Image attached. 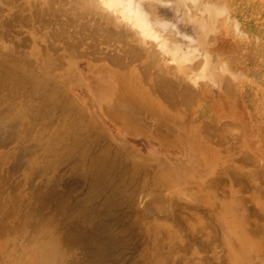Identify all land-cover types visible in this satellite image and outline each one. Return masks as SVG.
<instances>
[{
  "label": "rangeland",
  "instance_id": "obj_1",
  "mask_svg": "<svg viewBox=\"0 0 264 264\" xmlns=\"http://www.w3.org/2000/svg\"><path fill=\"white\" fill-rule=\"evenodd\" d=\"M9 1L6 0L5 2L4 0L2 2V0H0V4L2 3L4 6L7 2L11 3L12 5H13L12 2H14L13 6L7 3L8 5H6L5 10L3 5L1 4L3 10L0 11V22L2 21L1 23L4 24H2L3 26H0V28L3 27L4 32L0 31V33H2V35L4 34V36L6 35V38L10 37L7 34L12 35L10 32L17 33V35L23 34L21 32V28L19 29V26H21V24H25L26 21L27 22L29 21L26 20L29 14L32 15L33 13V15L35 16L36 13L38 12V14L40 15L41 13H44V16L46 18L49 16V14H46L47 9L44 5V2L49 0L37 1V4L34 3V5L32 3L34 2V0H9ZM79 1L82 2V0ZM94 1L92 0L90 2L93 3ZM99 1L101 3H99ZM105 1L107 2L108 0L96 1V4L94 5L95 8H97L98 12L95 9L96 13H91V14L89 13L90 16L88 15L86 16V14H83L86 20L83 17V15L82 16L80 15L79 19H81L82 21L84 19L85 22H88L87 20L91 21L92 18L93 21H98L101 18L102 21L101 20H99L101 22L98 21L99 24L98 26L100 27V25L103 24L104 25L103 27L107 32L108 29L113 31L114 27H117V25L120 26V28L118 27L120 30L117 31L116 33L120 34V31H123L125 33L122 32L120 35L116 34L114 31L113 32L110 31L112 33L110 32L108 33L110 34L115 33L114 35H112V38H115L118 45L115 44L116 43L115 40L112 39L115 43L111 42V44L112 45L115 44V46L116 45L117 46L114 47L113 45L114 48H111L110 46L112 51H114L115 53L114 55L123 56L125 52L129 54V58L126 57L127 58L126 60L129 62V65L127 62V64L122 65L123 68L119 67V65L117 66L115 64L111 65L109 63L110 62L109 59L105 58L104 56L102 57L101 55L99 57H94L96 58L95 60H97L99 63L93 60L94 58L92 57L86 58L81 56L82 57L81 58V57H77L78 56L77 54H75L76 56L75 57L74 56L75 52H70L75 57L74 59H72L73 56L68 55L67 53L69 52L66 51L65 54H67L68 56L64 58L65 54L62 49H64L63 46L66 47L67 45L65 41L49 39L51 41L50 43L52 48H53L52 46L53 43V45L55 44L54 48H57L56 51H58V53H60V51L62 53L63 51L61 55L64 58V61L70 59L69 62L66 64V62H63L62 60L63 58H60L61 55L60 54L58 55V53L56 52L58 59L59 58L61 59V61H58V63L62 62L65 65L63 66L61 64L58 65V68L60 66L64 67V68L61 67L62 69L61 68L58 69L54 67L57 61L55 63L54 62L55 60L51 57L55 53L52 52L51 47L49 48L48 46H45V44H43L46 43L47 45L50 46V44L46 42V40L42 35L45 29L48 30V27H50V25L49 26L47 25V28L45 27L46 26L45 25L43 29H40L38 31V34H36L37 30H35L36 26L34 24L35 22L34 20H33L34 22L30 20L33 23L29 21L31 23L29 24L31 29H28L29 27L28 25H22L25 26L23 30L25 28H26L25 30L27 29L29 30V31L27 30L28 32L26 31L27 33L25 35L30 34V31L35 30L36 31L35 39H40L39 43H41V45L36 43V41L38 42V40L36 41L33 40L34 42L32 41V43H30L31 45H27L26 46L27 48L25 50V47L21 48L20 43L17 42L18 38L16 39L13 38L17 36L11 37L13 39H11L10 42L8 41L9 38H7L8 40L0 38V62L2 63L6 62V60H8L7 57L10 56L12 58L14 56L17 57V54L19 53L17 52L18 50L21 51L20 52L21 54L26 51V53L23 54V55H27L26 61L32 60V58L30 57H33V61L34 60L35 61L29 63L34 64L36 62H39L36 65L34 64V66L33 64H30L29 66L32 67L29 69V67L27 66L25 69L26 70L29 69L33 71V73H31L32 71L30 73L32 74L33 80L35 78L34 80L35 82H31V83L32 84L37 83L39 86L38 88L40 89L39 90L34 87L35 89L33 91L37 90V92H32L34 97L32 95H29L31 94L32 89L31 90L29 89L31 87V84L30 82H27L30 84L27 86V87L30 86L29 88H24V89L21 88V90H19L20 89L19 87H24L27 84L25 85L21 84L22 86L18 87L19 91H17V93L18 92L20 93L21 91L20 93L21 95L19 93L17 94L18 97H20V100H18L19 98L16 99L17 95L15 94V96H13L15 97L14 99L11 100L12 96H9V98L4 97L2 98L4 99V101L0 102V117H1L0 118V176H1L0 186L2 187L8 186L7 190L4 191V194H1L3 191L0 192L1 194L0 195V230H1L0 248L3 251H8L10 247L13 246L17 247L23 244L24 242H26L27 240L26 237L33 234L32 225H36L37 223H39L40 219H42V220H49V222H51L50 227L53 229L54 235L56 237L58 236L57 242L62 258V261L59 264H156L155 261V259L157 260L156 257H159L161 255L164 256L167 254L169 256L167 260V264H231L232 261H234L232 262V264H237L236 261L233 260V258L232 261L230 260L231 262L228 261V259L232 257V256L230 257L228 256L230 254H233L229 239V235L231 232H233V230L228 229L224 226L225 222L227 221L224 219L232 218L233 220L234 217H237L238 220L240 221L242 220L244 222L243 225L244 224L246 225L245 226L246 228L244 227L245 230L246 231L249 230L247 231L248 233L252 232L251 234H256L254 236L257 237L259 239V242H262V244L264 245V105L260 104L262 108L260 107L258 108V105L253 103L252 101H249L246 104V106H242V104H237L235 102V99L238 98L239 93L234 97V99H229L222 96L221 92H219L221 91L220 90L221 88H219V83L216 80H214L212 76L214 78L220 76L224 81V83H226V80L229 77L230 80L233 79L235 80L234 83L236 84L237 82L241 83L242 75L239 76L238 74L240 80L239 81L237 80L238 76L235 73L227 71L221 67L225 65L228 59L232 58L231 57L232 53H230V51L232 48L231 41L233 40V38L240 40V39H245V36L240 31L239 27L233 26L231 23H228L232 34L230 36H227L223 32L216 31L215 28L214 30L215 33L211 32L210 34H208L209 38L206 37V39H209L210 41L205 43L207 44V49H204L208 55H206V53H204L205 55L202 54V52L200 53V51L202 50L200 49V46L198 44L197 35L200 33L202 34L203 32V31L201 32L198 31L202 29L201 24L203 23H198V20H196L197 18L196 19L195 18L193 19L192 17L187 18L186 16L189 15L190 13H191L190 16H194V13L196 12L197 9L198 12L200 13L197 14V16L201 15L202 17L205 15L204 12H206V16L204 17V19L207 18V21L202 19L203 22H210L212 24L213 23L216 24L215 19L217 16L210 18L209 16L210 14L208 13L207 10H205L203 5H205L206 2L212 4L215 3L216 5H221V2L223 0H199V1L198 0L197 1L195 0H121L122 9H123L121 15L122 18L124 19L123 22L127 26V27L124 26L125 29L121 28L123 27L122 24L124 25V23H122V21L118 17L119 13L113 12V9L109 8L105 4ZM147 1H151V2L156 1L154 3H156L158 7L156 8L157 10H155V14L158 16L159 19L160 18L162 19V21L159 20V22L156 23L157 20H155V18H150V20H152V22H150V27L153 28V30H157V33L160 35V36H155L153 38L141 33L140 29L133 24L131 19V14H133L131 9L135 8L134 6L136 4L138 5L140 4L138 11H141L143 13H148L145 10L143 4L145 2L147 3ZM188 3H190L189 7H191L192 9L194 8L192 7L193 5L196 6L195 10L188 8V6H187V10H185L186 5H188ZM35 4L36 7H33L35 6ZM42 4L43 7L41 6ZM97 4L98 7H101L99 8L100 11L98 7H96ZM38 5H40V7ZM66 5L67 6L71 5L69 0L67 1ZM31 6L33 7L32 10H34L35 12L34 11L32 12V10H30L32 8ZM146 6L147 9H150V7L148 8V5ZM20 7L23 8L20 9ZM39 9L42 10L41 13L39 12ZM175 9L177 10L175 11ZM0 10H1V6H0ZM190 10L193 11V14L192 12H190ZM151 11L154 12L153 10ZM22 12L23 14L26 13L24 15L27 16L22 15ZM99 12L101 13V15L99 14ZM179 12H181V14ZM14 13L16 14L20 13L21 15H19L20 16L19 18L21 19H19L18 15ZM183 13H185V17H183L184 16ZM98 14L100 15V17L98 16ZM107 14L109 16L112 15V18H108L109 16ZM207 14L209 15L207 16ZM34 16H31L32 18L30 16L29 17L33 19ZM104 16H107V18H105ZM221 16L222 15H218V17H220L219 19H221ZM116 17L119 18L118 19L119 24L114 22V21L117 22ZM208 17L210 18V20L215 18L214 19L215 21L214 20H212V22L209 21ZM16 18L18 19L17 22H16ZM199 18L200 17H198V19ZM106 19H108L107 22ZM112 19L114 21H112ZM200 19L199 22H201ZM8 20H11V22L14 23L12 24ZM184 20H188L189 22L188 21L185 22ZM191 22L195 24L194 25L195 27L192 26ZM94 23L96 26L97 22H93V25ZM109 23L112 24L109 25ZM131 24L134 26H132ZM10 25H12L13 28L10 27ZM112 25L114 26L112 27ZM218 25L220 28L222 27L219 23ZM131 26L133 27V30L132 28H130ZM127 28L128 30L131 31V33L127 31ZM134 28L136 29V31ZM100 29L103 30L102 27ZM41 30L42 32H40ZM132 31H134L135 33ZM5 32H7V34ZM165 33H167L165 41L168 44L165 45V48H162L161 47L162 43L166 44L163 38ZM39 34L42 36H39ZM71 34L74 35V32H72ZM2 35L1 37L4 38V36ZM136 35L139 36L138 39L141 38L139 41L137 40V38H135L137 37ZM115 36L116 37L119 36V38L120 36L123 38L126 37L127 40L126 39L125 40L127 43L128 41L129 43H131V41L133 42L134 39H136L137 41L135 40L136 43H131L132 45L128 43L129 44L128 45L124 39H120L123 40V44H122V42L119 41V38L118 37L116 38ZM201 39H203V37H201ZM12 41L13 43H15L16 41L17 44L15 43V45L12 46L13 44ZM57 42L59 44V47L60 46L63 47V48L60 47L61 48L60 50H58L59 47H57L58 46ZM62 42L64 43L62 44ZM102 42L104 43L101 42H99V44L97 43L98 50L100 51L103 50L107 51L106 49L109 50L110 49L109 47H105L106 49L102 48L104 47L105 44L106 46H109L107 45V42L109 41L106 42L102 41ZM33 43L34 46H32ZM124 43L125 45L126 44L128 45V47L126 46L127 48L124 47ZM36 44L38 45V48ZM120 44L123 46H121ZM133 44H135V46ZM42 45L45 46V49L44 48L42 49V47H40ZM136 45L138 48L136 47ZM151 45L153 47H151ZM119 46H121V48ZM31 47L33 48L35 47L36 49L30 50L32 49ZM99 47L101 48L99 49ZM13 48L14 51L16 52L12 51ZM16 48L18 50H15ZM39 48H41L42 51L40 49L39 52ZM78 48L79 51L84 50L83 49L84 47L82 48L78 47ZM115 48L117 49V51H119L120 49V51H122L123 53H120V55L116 54L117 51ZM7 49H11V50L7 51ZM122 49L124 50L127 49V51H124ZM145 49H147L148 52H146ZM45 50L46 52H49L48 53L49 55L45 54L48 57H45V55L42 56L40 54V53L44 54ZM53 50L55 51V49ZM139 50H143V53L145 52V55L139 53L138 52ZM151 50L156 51L155 52L156 54L158 53L156 56L158 57L159 60L158 59L154 60L157 57L153 54V52H151ZM9 51L14 52L15 55L14 53H11ZM173 51H175V55L172 54ZM32 52L34 53V55H32L33 54ZM185 52L188 53L190 59L186 60V62H183L181 61L182 58H180L178 61L177 57L178 58L182 57ZM218 52L222 54H219ZM149 53L152 54V56H150ZM19 54L18 57L20 56L25 59L23 55L21 56V54L20 55ZM4 55H8L6 56L5 61H3ZM39 56H41V62L39 61L40 59H38ZM206 56L209 58L208 67L206 66V61H205V59H207ZM247 56L251 60H253L255 54L253 51H250L248 52ZM12 58L11 61H13ZM48 58L53 59L54 61L50 60L52 61L50 62ZM100 58L101 60H98ZM103 58L109 61L108 62L109 64H107V61H105ZM8 61L6 62V64H9ZM14 61L10 63L14 64ZM16 61H18V59ZM133 61L139 67L136 66ZM200 61L201 63L205 62L204 65L201 64ZM155 62L156 64H154ZM231 62H233L232 65L234 67L237 66L240 69H242L243 65L247 69L250 68V66H247L244 63L241 65L238 64L235 61V59H233ZM20 63L21 62H19V64ZM47 63L51 67L55 63L53 67L55 68L54 70L56 69L57 70L53 72V70H51L53 68L47 66L48 68H51L48 69L51 71V73L46 72L47 70L43 71L42 69L43 67L44 69L46 68ZM186 63H190L193 65L189 67L190 64H186ZM197 63L198 64L200 63L201 65L199 64L198 66ZM184 64L188 66L186 68H189L191 73L187 74V76L184 75V77L185 78L188 77V79L186 80L177 79V81H182V83L185 85L189 84L188 87L191 86L190 88L193 90L194 93L197 92V88H199L200 86L201 87L206 86L208 92H206L205 94L201 93V95L195 93L194 95L195 99H193V103L189 102V105L187 107L186 105L181 106L182 108H180L179 113L178 110L172 111L166 106L165 109L167 111H164L165 109L163 103L161 102V99H156L154 95H152V97L145 96L144 105L142 103L139 104L133 103L135 107L132 109L133 112L137 114V116L134 115L132 112L129 117H125L124 114L112 112V109L110 108L111 106L110 107L106 106V102H108L109 100L112 99L114 101L118 99L119 97L118 94L120 93V89L123 86L122 84H124V87H127L126 85H128L133 93L137 94L138 91V93L140 92L139 94L141 95V93L148 91L149 88L152 87V85L155 86L160 77H167L168 76L167 73L171 72V69L175 65L183 66ZM124 65H126L127 67H125ZM20 66L22 65L20 64ZM146 66H148L149 68L148 67L146 68ZM161 66L163 67L161 68ZM192 67L193 70H191ZM199 67L202 68L200 69ZM255 67L258 68V66ZM36 68L39 69V70L37 69L38 73L36 72ZM158 68L160 69L161 72H159ZM174 68L172 71H174ZM145 69H147V71ZM129 70L131 72H129ZM232 70L236 71L235 69ZM34 71L39 76L42 75L43 77L44 76L46 77L45 81L48 83L46 82L45 83L47 84V87L45 83L41 81L42 80L41 76H40L41 78H36L38 75H35ZM163 71H166L167 73L165 72V74H163L164 73ZM44 72L47 74L48 77L44 75ZM130 73H132L131 74L132 78H130L131 77ZM161 73L164 76H161ZM215 73L216 75L217 73H219V75L216 76ZM125 78L127 79L130 78V80L126 81ZM133 79L134 81H132ZM36 80L39 81V83ZM145 80H148V82ZM227 81H229V79ZM133 82L134 84H131ZM135 82L137 83V85L139 83L141 84V85L139 84L140 86H138L140 89L137 88ZM145 82H147V85L145 84ZM230 82L231 81H229L228 84H231ZM246 82L249 81L246 80ZM40 83H42L44 86L42 84L41 86ZM119 83L121 84V86ZM50 84H52L51 85L52 87L49 88V90L52 89L50 90L51 93L48 92L49 90L47 91L48 85ZM53 86L54 87L56 86V88H54L55 90H53ZM43 87L45 89L44 91L42 90ZM24 90L25 91L28 90L26 92L27 93L30 92V93L28 95H24V93L26 94ZM38 90L40 92L42 90V94H44L45 91L46 92L44 95H42ZM245 92L248 95L246 96L247 99H251L252 91L249 90L247 87ZM38 93L42 96L38 95ZM51 94L53 95L56 94V96L58 95L65 96L64 99H62L61 96L54 97L57 99L59 98L58 100L60 101L62 100V102L64 101V103L61 104L58 103L60 107L56 109L53 108L50 109L49 106L51 104L50 103L48 105L49 109H47L46 107V109L48 110V114L49 113L50 114L49 115L42 114L43 116H47V117L50 116V117L47 118L41 115L43 118L41 116L38 118V121L33 128V132H32L33 134L22 137L23 139L21 138V140L14 139L12 134L14 135L15 132L21 131L23 127L22 121L23 120L26 121L28 119L27 117H29V114L26 112V108L28 110V107L31 104L36 103L35 105H33V108L35 110L38 109L39 108L38 103L42 101L41 100L42 97L46 95L47 97L49 95L50 97H53V95L51 96ZM24 96L25 97L28 96L27 99L29 101L23 99ZM29 97L35 98V100L32 98L30 99ZM39 97L41 98L39 99ZM68 98H70L72 101L66 100ZM157 100H160V102H156ZM27 101L29 102V104ZM30 101L31 102L33 101V103H31ZM25 102L27 105L25 104ZM69 102L72 105H70ZM14 104L15 105L18 104V106L17 105L15 106ZM64 104L66 106H68L67 104H69L71 107H74V105L77 108L79 107L78 109H80L82 113L81 112L78 113H80L83 116L82 118L81 115L78 114L81 117V119H83L81 120V122L79 121L80 119L78 120V124L80 126L75 123V121H77L75 114H74L75 119L73 116H71L67 118L68 120L66 119V122H68V124L74 123L73 129L75 131L76 129H78L79 131L81 129L80 127H83V129L80 130L82 131V134L85 131L87 132V133L84 132L85 134H90L91 137L93 136L92 137L93 139H91L90 142H93V140L95 141L97 139L95 135H97V137L99 136L98 137L100 138V141H98L99 143L96 142L98 139L95 141L96 143H98V145L100 144L97 147L95 145L96 149L98 148L96 150L97 152L100 151L101 149L104 150L106 148L108 152L109 150L110 152L112 150V152H114L113 154L116 153L117 155L116 154L115 155L117 156V158L118 156L119 157L121 156L122 159L124 158L123 160L118 158L121 161L117 160V163L119 162L122 163V161L125 162L124 160H126V162L128 163V165L127 163L126 165L127 167L131 168V170L128 171L127 169L129 168L126 169L125 168L126 165L124 163L122 164L123 165L122 167L121 165L118 164L115 165L118 167V169L115 168L114 166L111 167V169L115 168V170L117 171L118 170L122 171L123 169V172L126 173L127 176H124L125 174H123L124 177H121L120 180L119 174H122L123 172L122 173L120 171L113 172L115 171L114 169H112L113 171L110 170L111 173L108 174L107 172L108 168L107 170L105 168L107 164H105L103 169L101 168L99 169L100 173L98 169L96 171V169L92 167L93 164L92 160L95 159L94 158L95 156L92 155L94 156L92 157L91 154L89 153L83 154L84 152L81 149L83 146L78 147L80 148V150H78L77 148L75 152L69 153V151L64 150L59 153L58 151V153L56 154L59 155V157L56 156L55 154V150H54L55 148H53L52 150L54 152L50 151L51 153H53L50 154V156H47L46 154L44 155V153L46 152L42 147L43 146L42 143L46 138H49L50 135H52L56 131L57 127L60 126L59 125L60 118L58 121L57 119L58 116H60V113L62 114L61 112L63 111L62 109L65 108L62 106ZM159 104L161 106H159ZM13 105L14 107H16V109L13 107ZM54 105L55 107H57V104ZM191 105L192 107L191 109H189L190 108L189 106ZM4 106H10L11 108L13 107L14 111L13 109H11L10 111V109ZM76 107L74 109H76L77 111L78 109ZM19 108L20 110L18 111ZM33 108L31 109L29 107V109L31 110L28 112L30 113L31 111H35ZM123 108L124 106L121 105L120 109L123 110ZM148 108L151 109V111L148 110ZM6 109L9 110L10 113L12 111L13 112L8 115L9 111L8 113L7 111H4ZM21 109L22 110L24 109L23 110L24 114H27L25 117L23 116L24 119L21 118V116L24 115ZM248 109L250 110V112ZM2 111L3 113L1 114ZM43 111L44 110H42V113H47L46 111L44 112ZM130 111L132 110L130 109ZM21 112L22 114L20 115V118L23 120L19 119L21 122L20 124L18 120L19 118L18 113ZM105 112L109 114L107 115ZM181 112L184 114H181ZM15 113L16 116H18L17 119L16 116H14ZM112 114L115 115L113 116ZM234 116L237 117V120L242 124V128L244 130L240 131V129L242 128L240 126L239 128L238 127L236 128L235 126L234 128L233 127L232 128L235 129V131L238 129L239 131L236 132L238 133L240 132L239 135L237 133H233L234 130L232 129V132H230L232 133V135L231 134L226 135V133L224 134L222 133L223 135L226 136L221 137L223 136L220 131L222 130L221 128L229 126L228 120H230V118ZM119 118L122 121H120ZM216 118L219 122H216L214 120ZM84 119L86 122L84 121ZM16 120L18 121V124ZM49 120L51 122L50 124H49ZM204 121L207 122L205 123ZM222 121L224 122L227 121L228 123H222ZM118 122H121V124ZM208 122H212L211 125L212 124L215 125L211 126L210 124H208ZM46 123H48L49 126ZM217 123L219 124V126L217 125ZM40 124L41 125L43 124L42 126L43 130L46 124V129L44 130V133L42 132L43 130L41 129ZM202 124L206 129H203ZM224 124L226 126L223 127L222 125ZM253 124H255L256 126L255 127L251 126ZM38 125L40 126L37 128ZM85 125H90V126L86 127ZM208 125H210L209 127L212 128L209 129ZM217 126L220 127V129L215 128ZM19 128L21 129L19 130ZM38 129H41L42 131L40 130V133L42 132L43 134L37 133L39 132ZM214 129H217L216 130V132H218L217 135ZM34 130L36 132H34ZM50 130H52L53 132ZM75 131H74V133L76 134L75 136H77L78 131L77 132ZM92 133H94L95 135H92ZM79 134H81V132H79ZM82 134L80 136H83ZM202 134L207 137L208 139L207 143L202 142L196 144L195 143L196 141L198 140L201 141L204 138ZM218 134H220V137ZM233 134L234 135L237 134V135L234 136ZM244 136L248 140L249 148L253 156L248 155V157H246V155L245 156L239 155L236 149H234L235 159L230 160L229 162L226 163L228 165L227 168L226 167L227 165L226 164L224 165L225 162L221 161L222 160L221 156H223L222 150L225 147V144L226 147L228 148L232 146V144L240 146L245 143ZM189 141L192 143H189ZM101 145L104 146L106 145V146L105 148L104 146L102 148ZM206 145L208 146L214 145L211 147L212 149H214L213 153L214 152L218 153V156H220V158L217 159V157H214L213 154L206 155L208 150ZM38 150L41 152H39ZM200 150H202V152H200ZM39 154H42L41 155L42 157ZM39 156L40 158H38ZM54 156L57 158H55ZM243 156L245 157V160H249L250 163L247 164V162L242 159L244 158ZM108 157L109 159H113V157L110 158V156H106L107 160L105 159V161L108 162L111 161L108 160ZM202 157H204L205 159ZM253 157L255 159H253ZM48 159L49 160L53 159L54 161L52 162L49 161ZM238 159L240 160L238 161ZM32 160L34 163L32 162ZM251 161L252 162L254 161V164ZM112 162L113 160L111 161V163ZM244 162L246 164H244ZM251 163L253 164V166ZM43 165L46 169H44ZM46 166H48L49 168ZM51 166L53 167L50 168ZM220 166L221 167L224 166L225 169H223L224 167L222 168L223 170L219 169L221 168ZM107 167H110V165H108ZM133 168H136L135 169L136 171ZM228 169L229 172L225 175V173L223 172H226ZM90 170H92V172ZM103 171L105 172L101 173ZM130 171H135L136 173ZM218 171L219 172L221 171V173H219ZM127 173L129 174L132 173V175H134L135 177L133 178L132 175L129 176V174ZM248 174L251 176V178L250 176H247ZM122 178L123 181H125L124 178H128L131 180L123 183ZM1 179L4 180L3 182L6 183L5 185L4 184L2 185L3 182ZM207 183L209 184L208 186ZM124 184L125 185L128 184V186L124 187ZM210 186L214 188V190L210 188ZM10 187L13 188L12 191ZM1 190H3V188ZM153 194H156L155 196L157 198L156 197L155 198L158 200V202L154 198ZM201 194L204 196H202ZM237 194L241 196L239 197L240 199L241 198L243 199L239 200L237 198L238 196L236 197ZM199 196H201L202 199L201 198L198 199ZM12 197L14 199H12ZM224 205H227L225 210L227 217L225 216L223 218L222 214L220 213L222 212L224 213V208H223ZM12 209H14L13 210L14 214L11 211ZM33 210L35 213H33ZM4 215H6L7 217ZM244 215L246 218L244 217ZM16 225L22 227V229H19L18 231L12 233V235L4 238V235L9 233L8 230L9 226L16 227ZM31 244H33V241L30 243V245ZM258 251L260 252L257 255L256 261L264 262V248ZM159 253L161 254L158 256ZM2 257L4 258V256H1L0 258ZM253 263L256 262H254L253 260ZM0 264H2L1 260H0Z\"/></svg>",
  "mask_w": 264,
  "mask_h": 264
},
{
  "label": "bare ground",
  "instance_id": "obj_2",
  "mask_svg": "<svg viewBox=\"0 0 264 264\" xmlns=\"http://www.w3.org/2000/svg\"><path fill=\"white\" fill-rule=\"evenodd\" d=\"M4 0H2V2H3ZM9 1V0H8ZM37 1H41V0H34V2H32L33 3V5H34V3H36L37 4ZM67 1L68 0H49V1H46V2H44V5H45V7H46V9H47V13L46 14H49V16L48 15H46V16H48L47 18L44 16V13H41L42 12V10L41 9H39V12L41 13V15L40 14H38V12L36 13V15L34 16L33 15V13H32V15H24V14H26V13H24L23 14V12H22V15H24V16H27V18H26V20H31V21H33L34 22V24H35V30H37V33H36V31L35 30H33V27H32V30L34 31H30V34H27V35H25L29 30L28 29H31V27H30V25L29 24H31V23H33V22H25V24H21V26H19V29L21 28V32L24 34H18L17 35V33H14V32H10L12 35H9V34H7V32H5L8 36H10V37H7V38H9V40L6 38V35L4 36V34L2 35V33H0V38H2V39H7L9 42H10V40L11 39H13V38H18L17 39V42H19L20 43V45H21V48H23V47H25V50H26V46L27 45H31L30 43H32V41L34 40V41H36V40H38V42L36 41V43H38V44H40L41 45V43H39V40L40 39H35V33L36 34H38V31L40 30V29H43V27L45 26L46 28H47V25L49 26L50 25V27H48V30H46L45 29V31L42 33V35H43V37H44V39L46 40V42L47 43H49L50 44V46L49 45H47L46 43H43V44H45V46H48L49 48L51 47V41L49 40V39H51V40H62V41H65V43L67 44L66 45V47L65 46H63L64 47V49H62L63 51H64V54H65V51L66 52H69V53H67L68 55H71V56H73L70 52H75L74 53V56H75V54H77L78 56L77 57H86V58H90V57H92V58H94V57H99L100 55L103 57H105V58H107V59H109V61H107V60H105L104 58V60L105 61H107V64H111V65H113V64H115L116 66L117 65H119V67H121V68H123V64H127V58H129V54L127 53V52H125L124 54H123V56H117V55H114L115 53H114V51H112V49L111 48H114V47H116L118 44H117V41L115 40V38H112V35H114L117 31H119L120 29V26H118L117 25V27H114V34H110V33H112L113 31L112 30H109L108 29V32H110V31H112V32H110V33H108L107 31H105V28L103 27L104 25L102 24V25H100V27L98 26L99 24H98V21L99 20H101L102 21V19L100 18L99 20L98 19H96V20H98V21H93L92 19H91V21L90 20H87L88 22H85L84 21V19H83V21L81 20V19H79V16L81 15H83V14H86V16L88 15V16H90V14L91 13H96L95 12V9H96V11H97V8H95V5L94 4H96V1H98V0H93L94 2L92 3V2H90V1H92V0H88V2H87V0H82V2H80L79 0H69L70 1V6H67L66 4H67ZM195 1H197V0H195ZM199 1V0H198ZM5 2H6V0H5ZM10 2V1H9ZM9 2H7V3H9ZM12 2V1H11ZM66 2V3H65ZM80 2V3H79ZM87 2V3H86ZM154 2H156V1H154ZM154 2H151V1H147V3L145 2V3H143L144 4V8H145V10L148 12V13H143V12H141V11H138V9H139V7H140V4L138 5V4H136L134 7L135 8H132L131 9V11L133 12V14H131V19H132V22H133V24L137 27V28H139L140 29V31H141V33H143L144 35H148V36H150L151 38H153V37H155V36H160L158 33H157V30H153V28H151L150 27V22H152V20H150V18H155V20H157L156 21V23H158L159 22V20H161L162 21V19L160 18H158V16L155 14V10H157L156 8L158 7L157 6V4L156 3H154ZM219 2V1H218ZM5 4V6L3 5V7H4V10H5V8H6V5H8V4ZM13 3V5H14V2H12ZM32 3H30V4H32ZM39 3V2H38ZM99 3H101L100 1H99ZM187 3V2H186ZM0 4V6H1V10L0 11H2L3 9V7H2V5ZM9 4H11V3H9ZM36 4H35V6H33V7H36ZM68 4H69V2H68ZM92 4H93V6H92ZM105 4L109 7V8H112L113 9V12H117V13H119L118 14V17L120 18V20L122 21V23H124L123 22V18H122V15H121V13L123 12V9H122V2H121V0H108L107 2L105 1ZM178 4V3H177ZM176 4V5H177ZM215 4V3H214ZM214 4H212V3H207L206 2V4L205 5H203V7L205 8V10H207L208 11V13L210 14H207V16L209 15L210 16V18H213V17H216V24L215 23H210V22H203V20H205V21H207V18L206 19H204V17L206 16V12H204L205 13V15L204 16H202L201 17V15L200 16H197V14H200L199 12H198V10L196 9V12L194 13V16H195V14H196V16L194 17V16H190V14L189 15H187L186 17L188 18V17H192L193 19L195 18H197L196 20H198V23H203V24H201L202 26V29H201V27H200V29L201 30H198V31H203L202 32V34L200 33V34H196L197 35V37H198V44H199V46H200V49L202 50V51H200V53L202 52V54H204V53H206V51L204 50V49H207V44H205L206 42H210L209 41V39H206V37H208V34H210L211 32H214V30H215V28H216V31H220V32H223L224 34H226L227 36H230L232 33H231V29H230V27H229V25H228V23H231L233 26H236V27H239V29H240V31L242 32V34L245 36V39H236V38H233V40L231 41L232 42V48H231V51H230V53H232V58L233 59H235V61L238 63V64H245V65H247V66H250V68L249 69H247L246 67H244V65H243V67H242V69H240L239 67H237V66H233L232 64H233V62H231L232 60L231 59H228L227 60V62L225 63V65L223 66V67H221V68H224L225 70H227V71H230V72H232V73H235L237 76H238V74H239V76H241L242 75V81H241V83H238L237 82V84L236 83H234V79L233 80H230V77L229 78H227V80L229 79V81H231L230 83L231 84H228L229 83V81H227L226 80V83H224V81L222 80V78L220 77V76H218L217 78H214L213 76H212V78L214 79V80H216L218 83H219V88H221L220 90L221 91H219V92H221V94H222V96H224V97H226V98H229V99H234V97L239 93V95H238V98L237 99H235V102L237 103V104H242V106H246V104L249 102V101H252L253 103H255V104H257L258 105V108L260 107V108H262V106H260V104L261 105H264V0H223L222 2H221V5H214ZM12 5V4H11ZM12 5V6H13ZM146 5H148V8L150 7V9H147L146 7ZM175 5V6H176ZM189 5H190V3H188V5H186V9L185 10H187V6H188V8H191V7H189ZM39 7H40V5H38ZM42 7H43V4L41 5ZM100 6V5H99ZM181 6V5H180ZM192 6V5H191ZM199 6H202V5H199ZM11 7V6H10ZM32 7V6H31ZM33 7L30 9V10H32L33 9ZM38 7V8H39ZM44 7V8H45ZM96 7H98V4H97V6ZM192 7H194L192 10H195V7L196 6H192ZM18 8V7H17ZM23 7H20V9H22ZM29 8V7H28ZM43 8V9H44ZM99 8H101V7H98V9ZM176 8V7H175ZM180 8V7H179ZM179 8H177V9H179ZM19 9V10H20ZM25 9H27V8H25ZM25 9H24V11H25ZM35 9V8H34ZM177 9H175V11L177 10ZM183 9V8H182ZM41 10V11H40ZM151 10H153L154 12H152ZM189 10V9H188ZM192 10H190V12H192V14H193V11ZM23 11V10H22ZM28 11V10H27ZM34 10H32V12H33ZM38 11V10H37ZM45 11V10H44ZM43 11V12H44ZM78 11H80V12H78ZM99 11H100V9H99ZM17 12H18V10H17ZM35 12V11H34ZM98 12V11H97ZM101 12H103V11H101ZM152 12V13H151ZM183 12V11H182ZM21 13V12H20ZM16 14V13H14V14H16V15H18V18L20 17L19 15H21V14ZM81 13V14H80ZM90 13V14H89ZM180 14H181V12H179ZM14 14H13V16H14ZM99 14L101 15V13L99 12ZM98 14V16L100 17V15ZM184 14V16L183 17H185V13H183ZM95 15V14H94ZM97 15V14H96ZM108 15V14H107ZM218 15H222L221 16V19H219L220 17H218ZM31 16H34V18L33 19H31L30 17ZM109 16V15H108ZM10 17V16H9ZM83 17L85 18V16L83 15ZM83 17H81V18H83ZM93 17V16H92ZM105 18H107V16H104ZM115 17V16H114ZM198 17H200L199 19H200V21L201 22H199V19H198ZM30 18V19H29ZM95 18V17H94ZM97 18V17H96ZM108 18H112V15H110ZM119 18H117L116 17V19H117V22L116 21H114L113 19H112V21H114L115 23H118L119 24V22H118V19ZM209 18V17H208ZM210 18H209V21H211L212 22V20H214V19H212V20H210ZM11 19V18H10ZM19 19H21V18H19ZM149 19V20H148ZM190 19V18H189ZM203 19V20H202ZM219 19V20H218ZM85 20H86V18H85ZM95 20V19H94ZM214 20V21H215ZM8 21H10L11 22V20H8ZM18 21V19L16 18V22ZM22 21V20H21ZM20 21V22H21ZM101 21H99V22H101ZM108 21V19H106V22ZM185 22L186 21H188V20H184ZM2 22V21H1ZM0 22V26H3L2 24H4V23H1ZM93 22H97V24H96V26H98V27H96L95 26V23H94V25H93ZM189 22V21H188ZM5 23H7V22H5ZM9 23V22H8ZM12 24L14 23V22H11ZM113 23V22H112ZM112 23H109V25H111ZM192 23V26L193 27H195L194 25L195 24H193V22H191ZM195 23H196V21H195ZM218 23L222 26L221 28L219 27V25H218ZM222 23H223V25H222ZM108 24V23H107ZM163 24V23H162ZM18 25H19V23H18ZM22 25H28L27 27H28V31L27 30H23V28L25 27V26H22ZM33 25V24H32ZM120 25H121V23H120ZM132 25V24H131ZM134 25H132V26H134ZM183 25V24H182ZM200 25V24H199ZM5 26V25H4ZM9 26V25H8ZM15 26V25H14ZM114 25H112V27H113ZM122 26L123 27H121L122 29L124 28V26L125 27H127L126 25H125V23H124V25L122 24ZM130 27V28H132V30H133V27ZM215 26V27H214ZM7 27V26H6ZM10 27H12L13 28V26L12 25H10ZM102 27V29L103 30H101L100 28ZM106 27H107V25H106ZM111 27V28H112ZM119 27V28H118ZM197 27V26H196ZM199 27V26H198ZM219 27V28H218ZM1 28H2V30H1ZM0 28V31H3V27H1ZM11 28V29H12ZM15 28V27H14ZM117 30H116V29ZM218 28V29H217ZM10 29V28H9ZM113 29V28H112ZM125 29V28H124ZM135 29V28H134ZM197 29V28H196ZM195 29V30H196ZM116 30V31H115ZM9 31V30H8ZM24 31V32H23ZM27 31V32H26ZM47 31V32H46ZM127 31H129V33H131V31L130 30H128V28H127ZM135 31H136V29H135ZM4 32V31H3ZM40 32H42V30L40 31ZM72 32H74V35L73 34H71ZM123 31H120V34L122 33ZM132 32H134V31H132ZM197 32V31H196ZM196 32H194V33H196ZM9 33V32H8ZM16 34V35H14V34ZM46 33V34H45ZM123 33H125V32H123ZM128 33V34H129ZM135 33V32H134ZM192 33V32H191ZM198 33V32H197ZM215 33V32H214ZM45 34V35H44ZM116 34H118V33H116ZM120 34H118V35H120ZM167 33H165L164 34V42H166L165 41V38H166V35ZM1 35L2 36H4V38L3 37H1ZM42 35H40L39 34V36H42ZM125 35H127V34H125ZM124 35V36H125ZM139 35V34H138ZM138 35H136L137 37H135V38H137V40L139 41L140 39H138L139 38V36ZM189 35V34H188ZM194 35V34H193ZM13 36H17V37H13ZM11 37H13V38H11ZM116 37V36H115ZM118 38H119V36H117ZM116 37V38H117ZM132 37H133V35H132ZM196 37V36H195ZM201 37H203V39H201ZM169 38V37H168ZM209 38V37H208ZM112 39H114L115 40V42L112 40ZM120 39H126V37L125 38H123V37H121L120 36V38H119V41H121L122 42V44H123V40H120ZM131 39V38H130ZM227 39V38H226ZM247 39V40H246ZM127 40V39H126ZM126 40H125V42H126ZM136 39H134L133 40V42L131 41V43H136V41H135ZM195 40V39H194ZM208 40V41H207ZM14 41V40H13ZM13 41H12V43H13ZM33 41V42H34ZM102 41H109V42H107V45H109V46H106V44L104 45V47H102V48H105V47H109L110 48V46H111V48L108 50V49H106L107 51H105V50H103V51H100V50H98V45H97V43L99 44V42H101V43H104V42H102ZM135 41V42H134ZM17 42L15 41V43L17 44ZM58 42H61V41H58ZM58 42H57V47H59V44H58ZM111 42L113 43H115V44H117L116 46H115V44H113L114 45V47H113V45L111 44ZM120 42V43H121ZM142 42V41H141ZM140 42V43H141ZM15 43H13L12 44V46L13 45H15ZM64 42H62V44H63ZM109 43V44H108ZM119 43V42H118ZM127 43V42H126ZM128 43H129V41H128ZM127 43V44H128ZM131 43H129V44H131ZM230 43V42H229ZM61 44V43H60ZM61 44V45H62ZM125 45V43H124V47L125 48H127L128 47V45ZM143 44V43H142ZM168 43L166 42V44L165 43H162V48H165V45H167ZM23 45V46H22ZM37 45V44H36ZM121 45V44H120ZM132 45V44H131ZM134 46H135V44H133ZM11 46V47H12ZM32 46H34V43H33V45ZM44 45H42V46H40V47H42V49L44 48L45 49V46L43 47ZM52 46H53V48L51 47V50H52V52L53 53H55V54H53L52 55V57L51 58H53V59H50V58H48L49 59V61L50 60H53L55 63H56V61H57V63L55 64V66H54V64L52 65V67L51 66H49V64L47 63V65H46V68L44 69V67H43V71L44 70H47L46 72H50L51 73V71L50 70H48V69H51V68H53V69H51V70H53V72H55L56 70H54L55 68L54 67H56V68H58V65L59 64H61L62 66L63 65H65V64H63L62 62L61 63H58V61H61V59L60 58H63L62 57V53H63V51H62V53H61V51H60V53H58V51H56L57 50V48H54V46H55V44L53 45V43H52ZM100 46V45H99ZM103 46V45H102ZM121 46H123V45H121ZM121 46H119L120 48H121ZM127 46V47H126ZM142 46V45H141ZM15 47H17V46H15ZM30 47V46H29ZM28 47V48H29ZM61 48H63L62 46H60ZM59 47V49L58 50H60L61 48ZM78 47H80V48H82V47H84L83 49L84 50H81V51H79V48ZM136 47H137V45H136ZM140 47V46H139ZM151 47H153L152 45H151ZM20 48V49H21ZM32 49H30V50H33V49H36L35 47L33 48V47H31ZM37 48H38V45H37ZM77 48V49H76ZM101 47H99V49H100ZM138 48V47H137ZM12 49V48H11ZM11 49H7V51L8 50H11ZM40 49L41 48H39V52H40ZM42 49H41V51H42ZM53 49H55V51L53 50ZM75 51H74V50ZM116 49V48H115ZM130 49V48H129ZM128 49V50H129ZM149 49V48H148ZM15 50H18L17 48L15 49ZM23 50V49H22ZM24 50V51H25ZM38 50V49H37ZM49 50V49H48ZM122 50H124V49H122ZM146 50V52H148V50L147 49H145ZM12 51H14V48H13V50ZM28 51V50H27ZM44 51V50H43ZM50 51V50H49ZM116 51H117V49H116ZM124 51H127V49L126 50H124ZM150 51V50H149ZM250 51H253L254 52V54H255V57H254V59L253 60H251L248 56H247V54H248V52H250ZM9 52H11V51H9ZM14 52H16V51H14ZM14 52H11V53H14ZM17 52H21L20 50H18ZM56 52L58 53V55L60 54L61 55V57L58 59V56H57V54H56ZM119 52V53H118ZM133 52V51H132ZM132 52H130V53H132ZM139 53H141V54H144L145 55V52L143 53V50H139L138 51ZM151 52H153V54L156 56L157 54L155 53L156 51H154V50H151ZM18 53V54H19ZM24 53H26V51L24 52ZM24 53H20L21 54V56L24 54ZM29 53V52H28ZM33 53V52H32ZM34 53H35V51H34ZM34 53L32 54V55H34ZM49 52H46V50H45V53L43 54V53H40L42 56H44L45 54H48ZM120 53H123L122 51H120V49H119V51H117V53L116 54H118V55H120ZM219 53V52H218ZM18 54H17V57H15L14 55H15V53H14V55H12V56H14L13 58H12V60L14 61H16L17 59H18V61H14V64H11L10 62H13V61H11V58L10 57H7V59L9 60H6V62L8 61L9 62V64H6V62H0V100L2 99V98H4V97H6V98H9V96H12V98H11V100L12 99H14L15 97H13V96H15V94L17 95L18 93H17V91H19V90H21V88L22 89H24V88H29V87H27L28 85H30L31 84V87L29 88L30 90H31V94H29L30 92H26V91H28V90H24L25 92H26V94L24 93V95H32L33 97H34V95L32 94V92H37V90H35V91H33L35 88L36 89H39L38 87V84L37 83H31V82H35L34 80H35V78H34V80H33V78H32V74L31 73H33V71L32 70H29L31 67L29 66L30 64H33V63H29V62H34L33 61V57H30V58H32V60H27L26 61V58H27V55H23L24 57H25V59L24 58H22V57H18ZM19 54V55H20ZM52 54V53H51ZM67 54H65V56H64V58L66 57V56H68ZM80 54V55H79ZM173 55H175V51H173V53H172ZM219 54H222V53H219ZM49 55V54H48ZM133 55H135V54H133ZM148 55V54H147ZM149 55L150 56H152V54H150L149 53ZM205 55V54H204ZM206 55H208L207 53H206ZM6 56H8V55H4V57H3V61H5V59H6ZM73 56V58L72 59H74L75 57ZM138 56H141V55H138ZM226 56V55H225ZM228 56V55H227ZM38 57V56H37ZM45 57H48V56H46L45 55ZM81 57V58H82ZM101 57V58H102ZM127 57V58H126ZM143 57H145V56H143ZM143 57H141V58H143ZM147 57V56H146ZM157 57V56H156ZM10 58V59H9ZM16 58V59H15ZM19 58H21V59H19ZM28 58H29V56H28ZM64 58L62 59L63 60V62H66V64L69 62V60L70 59H68L67 61H64ZM68 58V57H67ZM66 58V59H67ZM101 58L100 59H98V60H101ZM141 58H140V60H141ZM151 58V57H150ZM180 58H182V60L181 61H183V62H186V60H188V59H190L189 58V55H188V53L187 52H185L184 54H183V56L182 57H177V59H178V61H179V59ZM206 58L207 59H205V61H206V66L208 67V63H209V58L206 56ZM262 58V59H261ZM25 61H24V60ZM38 59H40L39 61L41 62V56H39V58ZM56 59H58V60H56ZM72 59H71V61H72ZM96 58H94L93 60H95ZM132 59V58H131ZM158 59V57L157 58H155L154 60H157ZM21 60V61H20ZM42 60H45V59H42ZM153 60V61H154ZM159 60V59H158ZM207 60H208V62H207ZM23 61V62H22ZM70 61V62H71ZM95 61H97V60H95ZM136 61V60H135ZM148 61H150V60H148ZM152 61V60H151ZM19 62H21L20 64L22 65V66H20V64H19ZM45 62V61H44ZM50 62H52V61H50ZM49 62V63H50ZM74 62V61H73ZM98 62V61H97ZM109 62V63H108ZM111 62H113V63H111ZM131 62V61H130ZM134 62V61H133ZM137 62H140V61H137ZM2 63V64H1ZM16 63V64H15ZM23 63H26V64H23ZM29 63V64H28ZM37 63H39V62H36V63H34L35 65L37 64ZM99 63V62H98ZM104 63H106V62H104ZM132 63V62H131ZM130 63V64H131ZM200 63H201V61H200ZM199 63V64H200ZM205 63V62H204ZM204 63H201V64H203L204 65ZM34 64H33V66H34ZM44 64H46V63H44ZM95 64H96V62H95ZM134 64L136 65V66H138L135 62H134ZM154 64H156V62L154 63ZM186 64H190V63H186ZM186 64H184L183 66H181V65H175L173 68H174V71H172L173 70V68L171 69V72H169V73H167L166 71L168 70V67H167V70L166 71H163L164 73L163 74H165V72L168 74V76L167 77H160L159 79H158V82H157V84L155 85V86H153L152 85V87L151 88H149V90L148 91H145V92H143V93H141V95L138 93V91H137V94H135V93H133L131 90H130V87L128 86V85H126L127 87H124V84H122L123 86L121 87V89H120V93L118 94V99H120V100H107L108 102H106V106L107 107H110L111 109H112V112H114V113H121V114H124L125 115V117H129L130 115H131V113L133 112V109L132 108H134L135 107V105L134 104H139V103H142L143 105H144V103H145V96H147V97H152V95H154L155 97H156V99H161V102L163 103V106H164V109H165V106L166 107H168L170 110H172V111H177L178 110V113L180 112L179 110H180V108H182L181 106H184V105H186V107L189 105V102L190 103H193V99H195L194 98V95H195V93L196 94H198V95H201V93H203V94H205L206 92H208V89L206 88V86H203V87H199V88H197V92H193V90L190 88V87H188L189 86V84H183L182 83V81H177V79L179 80V79H181V80H186V79H188V77H184V75H186L187 76V74H189V73H191V71H190V69L189 68H186V67H188ZM199 64L197 63V65L199 66ZM200 64V65H201ZM25 65V66H24ZM128 65H129V62H128ZM134 65V66H135ZM153 65V64H152ZM161 65V64H160ZM191 65H193V64H190V66L189 67H191ZM29 67V69H25L26 67ZM43 66V65H42ZM45 66V65H44ZM47 66H49V67H51V68H48ZM54 66V67H53ZM62 66H60L59 68H61ZM95 66V65H94ZM97 66V65H96ZM125 67H127L126 65H124ZM133 66V67H134ZM149 66V65H148ZM148 66H146V68L148 67ZM155 66V65H154ZM168 66H170V65H168ZM255 66H258V68L257 67H255ZM24 67V68H23ZM124 67V68H125ZM139 67V66H138ZM156 67V66H155ZM163 66H161V68H162ZM172 67V66H171ZM182 67H185V68H182ZM203 67V66H202ZM202 67H199L200 69L202 68ZM42 68V67H41ZM58 68V69H59ZM62 68H64V67H62ZM61 68V69H62ZM101 68V67H100ZM142 68V67H141ZM144 68V67H143ZM149 68V67H148ZM152 68V67H151ZM166 68V67H165ZM38 68H36V72L39 70H37ZM90 69V68H89ZM92 69H93V67H92ZM91 69V70H92ZM137 69V68H136ZM159 69V68H158ZM170 69V68H169ZM194 69H196V68H194ZM198 69V68H197ZM232 69H235L236 71H233ZM34 70H35V68H34ZM146 71H147V69H145ZM151 70V69H150ZM164 70V69H163ZM191 70H193V67H192V69ZM29 71V72H28ZM32 71V72H31ZM152 71V70H151ZM155 71V70H154ZM156 71H158V70H156ZM226 71V72H227ZM31 72V73H30ZM35 72V71H34ZM34 73L35 75H38L37 73ZM108 72H109V70H108ZM129 72H131L130 70H129ZM136 72V71H135ZM139 72H141V71H139ZM148 72H149V70H148ZM159 72H161L160 71V69H159ZM100 73V72H99ZM125 73V72H124ZM133 73V72H132ZM132 73H130V75L132 74ZM152 73V72H151ZM157 73V72H156ZM33 74V75H34ZM41 74V73H40ZM135 74V73H134ZM147 74H149V73H147ZM160 74V73H159ZM34 75V76H35ZM44 75H46L47 76V74L44 72ZM54 75V74H53ZM112 75V74H111ZM143 75V74H142ZM153 75V74H152ZM215 75H216V73H215ZM217 75H219V73H217ZM216 75V76H217ZM39 76V75H38ZM36 77V78H41L42 77V80L41 81H43L44 83L46 82L45 81V79H46V77L44 78L42 75H40L39 77ZM99 76V75H98ZM107 76V75H106ZM105 76V77H106ZM126 76H127V73H126ZM147 76V75H146ZM161 76H164V75H162V73H161ZM170 76V77H169ZM239 76H238V79L237 80H239ZM48 77V76H47ZM114 77V76H113ZM121 77V76H120ZM159 77V76H158ZM224 77H225V75H224ZM227 77V76H226ZM50 78V77H49ZM130 78H132V75H131V77ZM130 78L129 79H127V78H125V80L127 81H129L130 80ZM135 78V77H134ZM144 78V77H143ZM246 78V79H245ZM44 79V80H43ZM148 79V78H147ZM38 80V79H37ZM36 80V81H37ZM50 80V79H49ZM104 80V79H103ZM246 80H248L249 82H246ZM39 81H40V79H39ZM39 81H37L38 83H39ZM119 81V80H118ZM121 81H123V80H121ZM132 81H134V79L132 80ZM145 81H147L148 82V80H145ZM240 81V80H239ZM27 82H30V84L29 83H27ZM107 82H109V81H107ZM120 82V81H119ZM147 82H145V84L147 85ZM186 82V81H185ZM46 83H48V82H46ZM45 83V85H46V87H47V84ZM51 83V82H50ZM114 83V82H113ZM122 83H125V82H122ZM136 83V82H135ZM150 83V82H149ZM20 84V85H19ZM21 84H27L26 86H24V87H19V86H22ZM42 83H40V85H41ZM120 84V83H119ZM131 84H134V82L133 83H131ZM140 84V83H139ZM137 85V83H136V85H137V88H139L138 86H140V85ZM43 85V84H42ZM41 85V86H42ZM52 84H50V85H48V89H47V91L49 90V88L50 87H52L51 86ZM149 85H151V84H149ZM41 86H40V88H41ZM44 86V85H43ZM120 86H121V84H120ZM132 86H134V85H132ZM18 87L20 88L19 90H18ZM35 87V88H34ZM142 87V86H141ZM248 87V89L249 90H251L252 91V98L251 99H247V97L246 96H248L247 95V93L245 92L246 91V88ZM54 88H56V86L54 87L53 86V90H55ZM144 88V87H143ZM140 89V88H139ZM40 90V89H39ZM38 90V91H39ZM42 90L44 91L45 89H44V87L42 88ZM42 90H41V94H42ZM50 90H52V89H50ZM48 91V92H50L51 93V91ZM94 90V89H93ZM137 90V89H136ZM46 92V91H45ZM45 92H44V94H45ZM54 92V91H53ZM142 92V91H141ZM20 93H21V91H20ZM19 93V94H20ZM56 93V92H55ZM58 93V92H57ZM23 94V93H22ZM44 94H42V95H44ZM47 94V93H46ZM21 95V94H20ZM19 95V96H20ZM37 95V94H36ZM35 95V96H36ZM38 95H40L39 93H38ZM42 95H40V96H42ZM53 94H51V96H52ZM55 95V96H54ZM53 95V97H50V95L47 97V95L46 96H43L42 97V101L40 102V103H38L39 104V108L38 109H34L33 108V105H35L36 103H33V101L35 100V98H32V99H34L31 103H33V104H31L29 107L32 109H34L35 111H31L30 113L28 112V111H30L31 109H29V107H28V110H27V108H26V112L29 114V117H27L28 119L25 121V120H23L24 118H23V116L25 117L27 114H24V109H25V107H24V109L22 110L21 109V111H23V114L24 115H22L21 116V118H23V119H21L20 118V115L22 114V112L21 113H18L19 114V118H18V116H16V113H15V115L14 116H16V119L18 118V120L19 119H21V120H23L22 121V124H23V127L22 126H19V127H22V129L21 128H19V130L21 129V131H17V132H15V134L13 135L12 134V136H13V138L14 139H20L21 140V138L22 137H25V136H29V135H31V134H33L32 132H33V128H34V126L36 125V123H37V121H38V118L43 114H45V115H49L48 114V110L47 109H49L48 108V105L51 103V104H53V105H49L50 106V109L51 108H53V109H56V108H58V107H60V105L58 104V103H64V101L62 102V100L60 101V100H58L57 98H54V97H59V96H61V95H58V96H56V94H54ZM251 95V94H250ZM23 96V95H22ZM25 97V96H24ZM23 97V99H26V100H28L27 98H28V96H26L25 98ZM37 97V96H36ZM64 97L65 96H61V98L62 99H64ZM17 98H19L18 100H20V97H18V95L16 96V99ZM30 98V97H29ZM30 98V99H31ZM41 97H39V99H40ZM114 98V97H113ZM154 98V97H153ZM204 98V97H203ZM103 99V98H102ZM148 99V98H147ZM228 99V100H229ZM66 100H71L70 98H68V99H66ZM66 100H65V103H66ZM2 101H4V99H2L0 102H2ZM13 101H15V100H13ZM29 101V100H28ZM27 101V102H28ZM37 101V100H36ZM72 101V100H71ZM104 101V100H103ZM149 101V100H148ZM153 101V100H152ZM155 101V100H154ZM192 101V102H191ZM203 101V100H202ZM24 102V101H23ZM22 102V103H23ZM147 102V101H146ZM156 102H160V100H157ZM17 103H19V102H17ZM134 103V104H133ZM155 103V102H154ZM153 103V104H154ZM196 103V102H195ZM25 104H26V102H25ZM28 104H29V102H28ZM54 104H57V107H55V105ZM69 104H70V102H69ZM67 104L68 106H66L65 104L64 105H62L63 107H65L64 109H62L63 111H61L62 112V114L60 113V116H58V119H57V121L59 120V118H60V120H59V127H57V129H56V131L52 134V135H50V137L49 138H46L44 141H43V149H44V151L46 152V153H44V155L46 154L47 156H50V154H53V153H51L50 151H52L53 150V148H55L54 150H55V154L56 153H58V151H59V153L60 152H62V151H64V150H67V151H69V153L70 152H75V150L78 148V147H82L81 149H82V151L84 152L83 154H85V153H89V154H91V156L92 155H94V156H92V157H94L95 159L94 160H92L93 161V164H92V167H94L95 169H96V171H97V169H98V171H99V169L101 168V169H103V167L105 166V164H107V166L108 165H110V167H105L106 168V170H107V168H108V174L109 173H111L110 172V170L111 171H113L112 169H114L115 170V168H117L118 169V167L117 166H115V165H121V167L123 166L122 164L124 163L125 165H126V160H124L125 162H123L122 161V163L121 162H119V163H117V160H119V161H121L120 159H122L121 158V156L119 157L118 156V158H120V159H118L117 158V154L115 155V154H113L114 152H112V150H111V152H110V150H109V152L110 153H112V154H110L109 152H108V150L105 148V146L104 145H101V147L103 148V146H104V150L103 149H101V150H103V151H96L97 149H96V147L97 146H99L98 145V141H100V138H98L97 137V135H95L94 133H92V135H95L96 136V138L98 139H96L95 141L96 142H98V143H96L94 140H93V142H90V140L91 139H93L91 136H90V134H85V133H87V132H83V134H82V131H80L81 129H83V127H80L81 129L78 131V129H76V131L73 129V124L71 123H69L68 124V122H66V119L67 118H69V117H71V116H73L74 117V114H75V117H76V120L77 121H75V123L77 124V125H79L78 124V120L81 122V120H83V119H81V117L83 118V116L80 114V113H78V112H81L82 113V111L80 110V109H78L74 104V107H71L70 105H72V104ZM153 104H152V106H153ZM15 105V104H14ZM14 105H13V107H14ZM17 106H18V104H16ZM15 105V106H16ZM27 105V104H26ZM103 105H105V104H103ZM121 105H123L124 106V108H123V110L122 109H120V106ZM193 105H195V104H193ZM196 105H198V104H196ZM32 106V107H31ZM51 106H53V107H51ZM61 106V107H62ZM159 106H161L160 104H159ZM201 106V105H200ZM4 107H7L8 109H10V111H11V109H13V111H14V108L16 109V107H10V106H4ZM3 107V108H4ZM10 107V108H9ZM27 107V106H26ZM36 107H38V106H36ZM46 107H47V109H46ZM55 107V108H54ZM67 107V108H66ZM77 108L78 110H80V111H76V109H74V108ZM190 108L189 109H191V107H192V105L191 106H189ZM197 107V106H196ZM3 108H2V110H3ZM199 108V107H198ZM248 108V107H247ZM130 109L132 110V111H130ZM154 109H156V108H154ZM186 109V108H185ZM188 109V110H189ZM196 109V108H195ZM250 109V108H249ZM248 109V110H249ZM20 110V108L18 109V111ZM42 110H44V111H46L47 113H42ZM105 110V109H104ZM148 110H150L151 111V109H149L148 108ZM187 110V109H186ZM186 110H184V111H186ZM4 111H7V113H8V111L9 110H4ZM10 111H9V113H8V115L9 114H11L10 113ZM43 111V112H44ZM52 111V110H51ZM106 111V110H105ZM154 111V110H153ZM164 111H167L166 109L164 110ZM182 111V110H181ZM183 111V112H184ZM190 111V110H189ZM204 111V110H203ZM17 112V111H16ZM194 112H197V111H194ZM249 112H250V110H249ZM3 113V111L1 112V114ZM106 113V112H105ZM17 114V115H18ZM78 114H80L81 115V117L78 115ZM107 114V113H106ZM109 114V113H108ZM107 114V115H108ZM133 114L134 115H136L137 116V114H135V112H133ZM163 114H165V113H163ZM181 114H184V113H182L181 112ZM195 114V113H194ZM42 115V116H43ZM113 115V114H112ZM115 115V114H114ZM113 115V116H114ZM196 115V114H195ZM6 116H7V114H6ZM41 116V117H42ZM237 116V115H236ZM11 117V116H10ZM43 117H47V116H43ZM42 117V118H43ZM48 117H50V116H48ZM47 117V118H48ZM75 117H74V119H75ZM87 117V116H86ZM110 117H112V116H110ZM116 117V116H115ZM181 117V116H180ZM1 118V117H0ZM14 119V118H13ZM13 119H11V120H13ZM114 119V118H113ZM118 119V118H117ZM196 119V118H195ZM200 119V118H199ZM52 120V119H51ZM68 120V119H67ZM87 120V119H86ZM119 120H120V118H119ZM216 122H219L218 120H217V118L216 119H214ZM213 120V121H214ZM17 121V120H16ZM15 121V122H16ZM48 121V120H47ZM46 121V122H47ZM74 121V120H73ZM84 121H85V119H84ZM90 121V120H89ZM120 121H122V120H120ZM211 121H212V119H211ZM229 121V123L226 121V122H224V121H222V123H228V125L229 126H226L225 124L224 125H222L223 127L224 126H226V127H224V128H221L222 130H220L221 131V134L223 133H226V135H228V134H231L232 135V133H230V132H232V129L236 126V128L238 127L239 128V126L242 128V124L237 120V117H231L230 118V120H228ZM19 122H20V120H19ZM45 122V121H44ZM71 122V121H70ZM86 122V121H85ZM203 122V121H202ZM205 122V121H204ZM207 122V121H206ZM205 122V123H206ZM215 122V123H216ZM13 123H14V121H13ZM51 122H50V120H49V124H50ZM58 123V122H57ZM118 123H120L121 124V122H118ZM211 123L212 122H208V124H210L211 125ZM221 123V124H222ZM239 123H240V125H239ZM12 124V123H11ZM17 124H18V121H17ZM20 124H21V122H20ZM46 124H48V123H46ZM46 124H45V128H44V130L46 129ZM49 124H48V126H49ZM54 124V123H53ZM75 124V125H76ZM89 124V123H88ZM41 125V124H40ZM40 125H38L37 126V128L40 126ZM83 125V124H82ZM81 125V126H82ZM210 125H208V127L210 126ZM212 125H215V124H212ZM211 125V126H212ZM217 125L219 126V124L217 123ZM42 126H43V124L40 126L41 127V129H42ZM80 126V125H79ZM86 127H88V126H90V125H85ZM202 126H203V129H206V128H204V125L202 124ZM215 127V128H219L220 129V127ZM251 126H253V127H255L256 125L255 124H253V125H251ZM53 127V126H52ZM51 127V128H52ZM206 127V126H205ZM233 127V128H232ZM164 128V127H163ZM172 128V127H171ZM188 128V127H187ZM212 127H209V129H211ZM18 129V128H17ZM41 129H38L39 130V132H37V133H40V130ZM165 129V128H164ZM36 130V129H35ZM34 130V132H36ZM43 130V129H42ZM41 130V131H42ZM44 130L42 131L43 133H44ZM187 130V129H186ZM215 130V132H216V130L217 129H214ZM234 131H233V133H237L238 135L240 134V132L238 133V132H236V131H239L238 129L235 131V129H233ZM241 130H244L243 128L242 129H240V131ZM50 131H52V130H50ZM49 131V132H50ZM74 131L75 132H77L78 131V135L77 136H75L76 134L74 133ZM201 131V130H200ZM200 131H198V132H200ZM203 131V130H202ZM208 131V130H207ZM211 131H213V130H211ZM211 131H209V132H211ZM219 131V130H218ZM219 131V132H220ZM40 133V134H43V133ZM48 132V133H49ZM53 132V131H52ZM79 132H81V134L83 135V136H80L81 134H79ZM92 132V131H91ZM37 133H36V135H37ZM144 133V132H143ZM217 133L218 132H216V135H217ZM47 134V133H46ZM198 134V133H197ZM222 134V135H223ZM237 134H233L234 136H236ZM36 135H34V136H36ZM156 135V134H155ZM161 135V134H160ZM168 135V134H167ZM195 135V134H194ZM199 135V134H198ZM203 135V134H202ZM219 135V137H220V134H218ZM226 135H223V136H221V137H224V136H226ZM42 136V135H41ZM47 136V135H46ZM157 136V135H156ZM197 136V135H196ZM204 136V135H203ZM39 137V136H38ZM45 137V136H44ZM216 137H218V136H216ZM239 137V136H238ZM245 137V136H244ZM37 138V137H36ZM23 139V138H22ZM40 139V138H39ZM38 139V140H39ZM43 139V138H42ZM34 141H35V139H34ZM207 141H208V139H207V137L206 136H204V138L200 141V140H198V141H196L195 143L196 144H198V143H202V142H205V143H207ZM36 142H37V140H36ZM41 142H42V140H41ZM171 142V141H170ZM187 142V141H186ZM93 143H96V144H93ZM188 143V142H187ZM189 143H192V142H190L189 141ZM38 144V143H37ZM36 144V145H37ZM95 145H96V147H95ZM38 146V145H37ZM202 146H204V145H202ZM207 146V148H208V150H207V154L206 155H208V154H213L214 155V157H217V159L218 158H220V156H218V153H213V151H214V149H212L211 147L212 146H214V145H210V146H208V145H206ZM100 147V148H101ZM197 147V146H196ZM199 147H200V145H199ZM199 147H198V150H199ZM38 148V147H37ZM108 148V147H107ZM189 148V147H188ZM224 148H225V150H224ZM223 148V150H222V153H223V156H221V158H222V162H225L224 163V165L227 163V162H229L230 160H233V159H235L234 157V149H236V151L239 153V155H246V157H248V155H250V156H253L252 155V153H251V150H250V148H249V143H248V140L246 139V137H245V143L244 144H242V145H240V146H238V145H233L232 144V146H230L229 148L228 147H226V144H225V147ZM191 149V148H190ZM78 150H80V148H78ZM106 150V151H105ZM39 151V150H38ZM66 151V152H67ZM196 151V150H195ZM203 151H205V150H203ZM39 152H41V151H39ZM52 152H54V151H52ZM107 152H108V154H107ZM200 152H202V150H200ZM204 153V152H203ZM254 153V152H253ZM43 154V153H42ZM42 154H39L40 156L42 155ZM49 154V155H48ZM204 154V155H205ZM113 155V156H112ZM204 155H202V156H204ZM40 156L38 157V158H40ZM47 156H46V158H47ZM56 156H58L59 157V155H57L56 154ZM106 156H110V158H112L113 157V159H109V157H108V160H113V162L112 163H114V162H116V163H114V164H112L111 163V161H105V159L107 160V158H106ZM112 156V157H111ZM243 156V157H244ZM42 157V156H41ZM53 157V156H52ZM55 157V156H54ZM206 157V156H205ZM44 158V157H43ZM45 158V159H46ZM55 158H57V157H55ZM202 158H204V157H202ZM208 158V157H207ZM213 158V157H212ZM239 158V157H238ZM241 158V157H240ZM51 159V158H50ZM124 159V158H123ZM122 159V160H123ZM205 159V158H204ZM244 161H246L247 162V164L248 163H250L249 162V160H245V157L244 158H242ZM241 159V160H242ZM253 159H255L254 157H253ZM33 160H35V159H33ZM33 160H32V162H33ZM44 160V159H43ZM49 160V159H48ZM207 160V159H206ZM240 159H238V161H239ZM46 161V160H45ZM49 161H54L53 159L52 160H49ZM92 161H90V162H92ZM213 161V160H212ZM236 161H237V159H236ZM39 162V161H38ZM240 162H242V161H240ZM252 162V161H251ZM34 163V162H33ZM46 163V162H45ZM44 163V164H45ZM55 163V162H54ZM109 163V164H108ZM112 164V166H111V164ZM121 163V164H120ZM213 163V162H212ZM253 164H254V161L252 162ZM251 163V164H252ZM39 164V163H38ZM223 164V163H222ZM244 164H246L245 162H244ZM253 164H252V166H253ZM46 165V164H45ZM127 165H128V163H127ZM127 165H126V169L127 168H129V167H127ZM227 165V164H226ZM115 167V168H112L111 169V167ZM43 167H44V165H43ZM46 167H48V166H46ZM53 166H51L50 168H52ZM92 167H89V168H92ZM221 167V166H220ZM224 167V166H223ZM223 167H221V168H219V169H221V170H223V169H225V167L223 168ZM227 168H228V165L226 166ZM256 167V166H255ZM49 168V167H48ZM110 168V169H109ZM125 168H124V170H125ZM223 168V169H222ZM44 169H46L45 167H44ZM134 170L136 169V168H133ZM128 171L129 170H131V168H129V169H127ZM126 170V171H127ZM91 172H92V170H90ZM94 171V170H93ZM117 170H115V171H113V172H116ZM118 171H120V170H118ZM117 171V172H118ZM127 171V172H128ZM136 171V170H135ZM135 171H130V172H135ZM225 171V170H224ZM105 171H103V172H101V173H104ZM107 172H106V175H107ZM112 172V173H113ZM121 173L123 172V169H122V171H120ZM219 172V171H218ZM218 172H216V173H218ZM229 172V169L226 171V172H223V173H225V175L227 174ZM95 173V172H94ZM99 173H100V171H99ZM98 173V174H99ZM136 173V172H135ZM219 173H221V171L219 172ZM114 174H117V173H114ZM119 174V173H118ZM123 174H125L124 176H127L126 175V173H122V174H119L120 175V180H121V177H124L123 176ZM127 174H129V173H127ZM104 175V174H103ZM111 175V174H110ZM122 175V176H121ZM132 175V173L131 174H129V176H131ZM229 175V174H228ZM227 175V176H228ZM100 176V175H99ZM109 176V175H108ZM113 176V175H112ZM133 176V178L135 177L134 175H132ZM247 176H250L249 174L247 175ZM1 177V176H0ZM119 177V176H118ZM226 177V176H225ZM230 177V176H229ZM229 177H228V179H229ZM111 178V177H110ZM131 178V177H130ZM232 178V177H231ZM250 178H251V176H250ZM132 179V178H131ZM131 179H128V178H124V180L125 181H123V178H122V181H123V183L124 182H128V181H130ZM2 180V179H1ZM4 180H2V182H3ZM179 183V182H178ZM5 185L6 183L5 182H3L2 183V185ZM209 184L207 183V186H208ZM127 187L128 186V184L127 185H125L124 184V187ZM206 186V185H205ZM215 186V185H214ZM2 186H0V192L1 191H3L1 194H4V191H6L7 190V187L8 186H6V187H2L3 188V190H1L2 188H1ZM245 187V186H244ZM4 188H5V190H4ZM11 188V191H12V187H10ZM209 188V187H208ZM210 188H212L211 186H210ZM216 188V187H215ZM205 189H206V187H205ZM213 190H214V188H212ZM203 191V190H202ZM204 192V191H203ZM10 193V192H9ZM0 194V195H1ZM21 195V194H20ZM154 195V198L156 197L155 195L156 194H153ZM158 195V194H157ZM202 195V194H201ZM204 195H205V193H204ZM204 195H202V196H204ZM19 196V195H18ZM159 196V195H158ZM238 196V197H237ZM20 197V196H19ZM236 197L239 199V200H242L243 198H239V197H241V196H239L238 194L236 195ZM21 198V197H20ZM157 198V197H156ZM155 198V199H156ZM201 198V196H199V198L198 199H200ZM12 199H14L13 197H12ZM154 199V200H155ZM202 199V198H201ZM157 200V199H156ZM157 202H158V200H157ZM241 202V201H240ZM243 202V201H242ZM15 205V204H14ZM234 205V204H233ZM12 206V205H11ZM236 206V205H235ZM234 206V207H235ZM10 207V206H9ZM226 207H227V205H224L223 206V208H224V213L222 212V213H220V214H222V217L224 218L225 216H226V212H225V210H226ZM11 208V207H10ZM15 208V207H14ZM13 210L14 209H12L11 211H12V213L14 214V212H13ZM223 210V209H222ZM10 211V210H9ZM11 213V212H10ZM9 213V214H10ZM11 213V214H12ZM33 213H35L34 212V210H33ZM10 214V215H11ZM9 215V216H10ZM4 216H6V215H4ZM8 216V217H9ZM7 217V216H6ZM227 217V216H226ZM244 217H245V215H244ZM246 218V217H245ZM244 218V219H245ZM224 220H227L226 222H225V227L226 228H228V229H232L233 230V232H229L230 233V235H229V239H230V245H231V247H232V251H233V254H230L228 257H230V256H232V257H230L229 259H228V261L229 262H231L232 261V258H233V260H235L236 261V263L237 264H264V262H261V261H256L257 260V255H258V253L260 252V251H258V250H262L263 248H264V245L262 244V242H259V239L257 238V237H255L254 235H256V234H251V233H248L247 231H249V230H245V224L243 225V221L241 220H238V218L237 217H234L233 218V220H232V218H226V219H224ZM50 223L51 222H49V220H42V219H40V221H39V223H37L36 225H32L33 227H32V229H33V234L32 235H30V236H28V237H26V242H24L23 244H21V245H19V246H17V247H15V246H13V247H10L9 248V250L8 251H3L1 248H0V257L1 256H4V258L2 257V258H0V260H1V263L2 264H59L61 261H62V258H61V254H60V251H59V247H58V242H57V237L54 235V232H53V229L50 227ZM15 226V225H14ZM12 227V226H9V228H8V230H9V233L8 234H5L4 235V238H6V237H8V236H10V235H12V233H14V232H16V231H18L19 229H22V227H20V226H18V225H16V227ZM12 227V228H11ZM245 227V228H244ZM1 231V230H0ZM60 237V236H59ZM61 238V237H60ZM33 241V244H31L30 245V243ZM6 247H7V245H6ZM2 250V251H1ZM28 251H30V252H28ZM236 253H235V252ZM232 253V252H231ZM161 253H159L158 254V256L160 255ZM237 254V255H236ZM160 257V258H159ZM159 257H156L157 258V260L155 259V261H156V264H167V260H168V254L167 255H161V256H159ZM158 258H159V261H158ZM231 260V261H230ZM253 260H254V262H256V263H253ZM157 261H158V263H157ZM232 262H234V261H232ZM232 262H231V264H232ZM252 262V263H251Z\"/></svg>",
  "mask_w": 264,
  "mask_h": 264
}]
</instances>
